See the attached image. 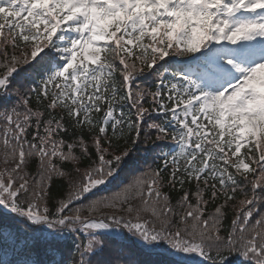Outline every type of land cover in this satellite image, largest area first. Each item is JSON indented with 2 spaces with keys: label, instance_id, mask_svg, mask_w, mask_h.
Returning a JSON list of instances; mask_svg holds the SVG:
<instances>
[{
  "label": "trees",
  "instance_id": "obj_1",
  "mask_svg": "<svg viewBox=\"0 0 264 264\" xmlns=\"http://www.w3.org/2000/svg\"><path fill=\"white\" fill-rule=\"evenodd\" d=\"M53 7L21 11L20 21L0 8V168L22 148L33 183L19 215L0 205V264H264L263 134L240 145L237 129L211 128L210 117L190 138L175 119L194 95L180 77L193 62L175 60L208 41L192 47L166 23H115L74 94L60 75L74 24ZM238 149L250 171L237 168ZM89 220L120 234L97 231L100 247L90 251Z\"/></svg>",
  "mask_w": 264,
  "mask_h": 264
},
{
  "label": "rangeland",
  "instance_id": "obj_2",
  "mask_svg": "<svg viewBox=\"0 0 264 264\" xmlns=\"http://www.w3.org/2000/svg\"><path fill=\"white\" fill-rule=\"evenodd\" d=\"M27 1L29 3V0H20V2L16 0L8 1L7 4L17 10V15H20L21 11L24 12L25 9L27 11L34 9L38 12L46 10L48 5H53L63 11L61 14L64 13L69 18L67 24L74 23L76 25L75 35L70 45L71 55L68 59V66L71 68H76L78 63H81L82 67L99 63L103 45L110 40V36L114 35L113 33L110 36L108 34L112 30L113 24L116 23V27L122 28L123 18L131 13L128 7L125 9V6L121 2L117 4L116 0H32L29 6L26 5ZM201 2L204 0H183V2L178 0H138V8H134L132 13L137 17L132 19V22L141 28L144 23H149L153 16L164 19L165 16L169 14L171 16L175 12L174 19L184 21L186 24L187 31L184 38L187 39L189 45L196 47L203 41L206 33L203 26H207L205 22L209 19V24L213 28L211 34L214 33V44L220 45L214 50L216 52L214 55L217 56L218 61H223L224 65H227L224 72L228 75L222 84L229 83V86H222L221 83L210 86L205 93L199 95L201 96L199 102H196L195 99L193 103L190 102L186 107V114H191L195 110L194 105L199 103L196 111L198 116L188 121L191 126L189 125L190 127L187 128L192 132L198 124L195 123L196 121L199 120V123H202L206 116L202 115L201 118L199 116L204 112L214 120L210 122L211 128H214L216 122L220 128L229 126L237 129L238 144L241 145L250 138H259L260 131L264 136V17L255 16L264 9V0L262 2L258 0H233L230 2L224 0L225 7L219 5L217 7L225 9L227 15L226 13L224 15L217 14L216 4H213L212 12L215 17L212 18L205 10L208 4L205 2L201 4ZM237 4L240 9L242 8L240 12L233 11ZM54 7L52 8L53 13H55ZM6 12L13 16L12 10L7 9ZM143 15H147V21ZM80 17L82 19L78 26L77 22ZM172 19L170 17V20ZM167 27L171 35L178 38L181 30L175 32L177 24L167 25ZM160 31L163 33L162 28L158 26L151 32L157 36ZM140 36L141 33L138 34V37ZM125 42L130 47L135 45L136 40L130 35ZM43 49L44 47H39L32 52V56H38ZM78 90L75 89V92ZM199 108H201L200 112H198ZM217 108L219 110H216ZM240 145L238 146L240 147ZM23 150L16 148L17 158L13 157L14 159L12 158L13 160L8 162L5 168H0V205L6 208L9 214H20L21 211L17 205L25 192V184L29 183L30 189L33 187L32 180L26 178L23 171L21 160L24 156ZM239 154L240 149L235 153L237 168L242 171H250L248 162L239 157ZM91 189L92 187H90ZM26 195L29 196L28 193ZM35 216L37 217L34 221H39V215ZM82 225L87 236L86 247L90 251L94 250L95 246L97 249L100 247L97 231L120 234L117 233L119 232L117 229L99 221L89 220L83 222ZM139 241L145 249H153L147 239L141 238Z\"/></svg>",
  "mask_w": 264,
  "mask_h": 264
}]
</instances>
